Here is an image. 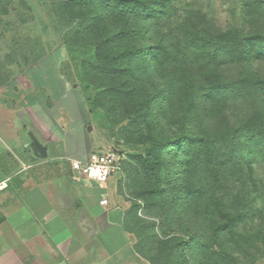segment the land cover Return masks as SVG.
Segmentation results:
<instances>
[{
    "label": "trees",
    "instance_id": "16d2710c",
    "mask_svg": "<svg viewBox=\"0 0 264 264\" xmlns=\"http://www.w3.org/2000/svg\"><path fill=\"white\" fill-rule=\"evenodd\" d=\"M72 1L96 3L87 7V19L103 36L96 41L100 59L96 67L111 75L116 69L128 71L130 77L133 69L141 83L145 76L158 79L150 102H138L136 113L139 119L150 116L158 137L144 156L134 158L144 159L148 170L157 172L153 193L160 201L168 195L179 199L176 204L188 215L189 233L159 241L156 253L152 226L144 223L148 232L140 241L147 243L150 264H238L254 250L260 232L242 227L264 215V189L258 187L254 170L256 159L264 161V77L252 74L231 81L222 67L264 61V29H232L218 35V41L187 19L192 26L185 31L176 28L172 41H152L147 34L155 32L156 19L172 15L173 0ZM258 3L264 6V0ZM249 4L245 1V6ZM237 96L257 100L256 108L239 123L224 113ZM204 103L215 110L205 125L194 119V111L203 109ZM159 113L169 122L168 131L180 124L174 136L164 133ZM127 160L126 155L123 168ZM243 168L248 182L240 180L234 190L228 189L233 183L228 177L221 181L223 174Z\"/></svg>",
    "mask_w": 264,
    "mask_h": 264
},
{
    "label": "rangeland",
    "instance_id": "374dc122",
    "mask_svg": "<svg viewBox=\"0 0 264 264\" xmlns=\"http://www.w3.org/2000/svg\"><path fill=\"white\" fill-rule=\"evenodd\" d=\"M245 1L248 0H173L172 15L156 19L155 32L147 35H151L152 41L170 42L177 35L176 28L185 31L192 26L187 19L194 21L215 40L221 33L232 29L241 28L248 32L264 29V6H260L258 0H250L251 4L245 6ZM87 3L0 0V88H5L8 83L15 85V81L22 82L19 87H24L27 80H34L42 86L43 93L51 90L52 97H58L59 108H62L59 113L68 108L75 123H84L94 148L92 153L115 149L127 155L121 173L122 187L134 203L138 217L147 226H152L151 245L157 253L159 241L173 236L187 237L189 233L185 221L188 215L181 213L182 206L176 204L179 199L168 195L160 201L153 193L157 172L149 171L144 159L134 158L144 156L158 137L154 133L157 126H150V116L146 114L141 119L136 116L137 103L150 102L151 90L158 79L145 76L141 83L138 78L135 80L133 69L129 71H133L130 77L128 71L122 73L116 69L111 75L104 67H96L100 60L96 41L103 36L96 31L92 20L87 19V7L93 8L96 3ZM222 72L231 81L252 74L264 77V61L251 65L228 63L222 67ZM126 77L130 79L126 80ZM256 101L237 96L224 113H229L231 120L239 123L256 108ZM194 113L195 122L205 125L212 120L215 110L204 103L203 109L197 108ZM157 117L162 120L159 123L165 128L164 133L174 136L180 124L173 132L168 131L169 122L160 118L161 113ZM153 123H157L156 120ZM254 170L258 187L263 190L264 161L261 158L254 161ZM234 171H226L221 180L228 177L227 182L233 183V187L228 188L230 190L246 178L245 168L232 174ZM242 230L260 232L254 250L246 258L241 257L238 264H264V215L247 220ZM187 245L185 242L184 248Z\"/></svg>",
    "mask_w": 264,
    "mask_h": 264
},
{
    "label": "crops",
    "instance_id": "0c3cea01",
    "mask_svg": "<svg viewBox=\"0 0 264 264\" xmlns=\"http://www.w3.org/2000/svg\"><path fill=\"white\" fill-rule=\"evenodd\" d=\"M21 83L0 88V264H150L122 175L78 174L71 162L92 153L89 130L59 113L51 90Z\"/></svg>",
    "mask_w": 264,
    "mask_h": 264
},
{
    "label": "built area",
    "instance_id": "2783aa9c",
    "mask_svg": "<svg viewBox=\"0 0 264 264\" xmlns=\"http://www.w3.org/2000/svg\"><path fill=\"white\" fill-rule=\"evenodd\" d=\"M126 155L115 149L93 152L85 161L72 160V168L88 179L105 182L114 174H121ZM8 187V179L0 181V190ZM106 200H102L105 203Z\"/></svg>",
    "mask_w": 264,
    "mask_h": 264
}]
</instances>
